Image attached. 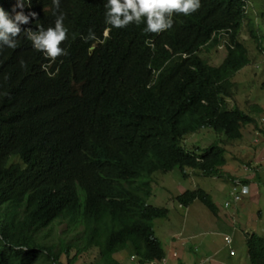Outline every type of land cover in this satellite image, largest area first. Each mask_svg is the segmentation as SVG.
I'll use <instances>...</instances> for the list:
<instances>
[{"label":"trees","instance_id":"trees-1","mask_svg":"<svg viewBox=\"0 0 264 264\" xmlns=\"http://www.w3.org/2000/svg\"><path fill=\"white\" fill-rule=\"evenodd\" d=\"M152 1L157 16L134 19ZM248 1L113 0L104 9L105 0H48L49 18L33 27L45 28L40 46L26 35L1 44L0 264H61L73 252L75 264L92 250L94 264H121L115 256L127 250L138 264L166 258L155 222L170 211L149 204L154 176L224 177L228 143L248 126L264 138L262 108L230 104L233 80L251 64L240 41ZM52 19L61 32L46 28ZM223 39L226 57L214 66L203 53ZM203 129L224 139L186 151ZM176 201L219 213L202 188ZM245 239L250 263L264 264V237Z\"/></svg>","mask_w":264,"mask_h":264},{"label":"rangeland","instance_id":"rangeland-1","mask_svg":"<svg viewBox=\"0 0 264 264\" xmlns=\"http://www.w3.org/2000/svg\"><path fill=\"white\" fill-rule=\"evenodd\" d=\"M225 41L223 40L218 47L211 51L203 53V57L214 66L220 65L226 57ZM240 41L246 45L250 52L251 64L243 68L233 80L237 83L238 90L234 102L230 104H236L246 112H249L254 104L259 105L263 113L256 117L261 127H264V89H262L264 83V0L248 1L247 19L241 32ZM243 134L242 140L228 143L226 147L228 164L224 168V177L207 178L193 170L186 171L187 177H184L179 170L155 175L154 194L150 198L149 204L166 207L171 211L168 220H161L155 225L156 236L163 243L167 253L164 264H170L173 259H176L178 264H180L179 262L187 264V256L197 252V247L189 246H205L206 240L217 244V250L222 249L221 241L224 231L217 229L214 224V217L218 216L213 215L199 201L195 203L205 211L201 212L198 208H194L190 216L187 208L178 205L179 203L174 197L187 190H196L200 187L212 195L216 206L218 204L223 213L227 214L225 220L228 222V227L224 232V235L227 234L225 236L243 240L247 233H256L264 237V138L254 126L246 127ZM223 139L224 136L217 135L209 129H203L188 136L183 146L186 151H193L195 147L207 148L212 143ZM257 151H262L263 154L258 159L259 163L255 162ZM248 176L252 179H249ZM234 180L235 182H233ZM241 181L247 182L249 194L240 203L225 208V203L231 198L233 186L241 184ZM243 201L244 204L240 206ZM235 207L239 209V212L238 215L232 217ZM259 212L262 213V216L259 215ZM192 216L197 218H192ZM188 219L190 221L187 227ZM171 239H177L181 245L174 249V246H169ZM243 252L246 253L245 248H243ZM74 255L73 252L68 258L64 256L61 264H67L68 259L73 258ZM115 258L121 264H138L136 255L131 254L130 251L121 252ZM97 260L98 252L92 250L82 255L75 264H94ZM188 260H190L189 257ZM196 260L201 261L199 254Z\"/></svg>","mask_w":264,"mask_h":264},{"label":"clouds","instance_id":"clouds-1","mask_svg":"<svg viewBox=\"0 0 264 264\" xmlns=\"http://www.w3.org/2000/svg\"><path fill=\"white\" fill-rule=\"evenodd\" d=\"M47 1L48 0H0V49L2 48L1 44H12L15 40L22 38L24 35L28 36L32 45L34 44L37 46L41 45L42 35L40 31L45 28H39L37 30H33L34 29L33 27L37 26L41 22L43 23V20L46 21L47 18H49L45 15V10L42 9L44 8ZM112 2L113 0H105L102 8L104 9L107 8ZM38 9L40 11L35 15H33V12H35ZM156 16H157L156 1H152L151 5H149L147 9H144L139 14H137L134 19H140L142 17H148L150 19H154ZM115 19L119 21L121 20L128 21L126 18H115ZM52 22L55 23L46 28H50L53 25H57L59 28V32H61L63 29L62 19H52L50 23ZM112 30L113 29L111 26V20L105 21L103 35H102V41L104 43H106L111 38ZM223 40H227V39H223ZM225 43L226 41L224 42V45ZM212 49H210L209 51H211ZM241 184L248 186L243 181H241ZM229 255H230V249H229ZM235 255H236V251H235ZM165 260L166 258L163 261ZM163 261L156 264H162Z\"/></svg>","mask_w":264,"mask_h":264},{"label":"crops","instance_id":"crops-1","mask_svg":"<svg viewBox=\"0 0 264 264\" xmlns=\"http://www.w3.org/2000/svg\"><path fill=\"white\" fill-rule=\"evenodd\" d=\"M227 154H228V152H227ZM262 156H263L262 151H259V152L257 151L256 156H255V162L257 161L259 163L258 159H260ZM248 178L252 179L250 176H248ZM176 197H174V198H176ZM244 201L240 204V206L242 204H244ZM217 206H218V204H217ZM237 207H235V209L233 208L234 214L232 217H235L236 215H238L239 209ZM194 208H198L199 210H201V212L205 211L204 208H202L201 206H198L195 203L191 207L187 208V212H188L189 216L192 214V211ZM170 215H171V211H170ZM201 215H203V214H201ZM259 215L262 216V213L259 212ZM226 216H227V214L223 213L222 209L219 207L218 217H214L215 220L213 219L216 228L221 230V231H224V232L226 231V228L228 227V222L225 220ZM192 218H197V217L192 216ZM159 221H161V220H159ZM159 221H156L155 225ZM189 221H190V219L187 220V227H188ZM224 232L222 234L223 239L221 241V246H222L221 250H217V244H215L211 241H208V240H206V245H211V246H206V245L205 246H201V245L200 246H189V247H193V248L197 247V252L195 254L187 256V264H227V263H231V262H233L234 264H251L249 256H248V251L246 248L245 237L243 238V240L242 239L236 240L235 237H232L234 240L233 249L236 251V255L231 257L229 255V246L226 245V237H228V236H225L227 234L224 235ZM180 245L181 244H179L177 239H174V240L171 239L170 244H169V246H174V249ZM243 248L246 249V253L243 252ZM127 251H130V250H127ZM130 253L134 254L132 251H130ZM198 254H199V259H201V261L196 260ZM242 254H243V256H242ZM188 257L190 258V260H188ZM163 262H166V260ZM179 263L181 264L182 262H179ZM170 264H178V262L176 263V259H173Z\"/></svg>","mask_w":264,"mask_h":264},{"label":"built area","instance_id":"built-area-1","mask_svg":"<svg viewBox=\"0 0 264 264\" xmlns=\"http://www.w3.org/2000/svg\"><path fill=\"white\" fill-rule=\"evenodd\" d=\"M249 187L243 184H235L233 191H232V198L233 202H228L226 207H230L232 203H240L246 195L249 194ZM226 241L229 245H231L232 240L230 238H226ZM230 255L235 256V250H233L232 246H229ZM230 264V263H228Z\"/></svg>","mask_w":264,"mask_h":264},{"label":"bare ground","instance_id":"bare-ground-1","mask_svg":"<svg viewBox=\"0 0 264 264\" xmlns=\"http://www.w3.org/2000/svg\"><path fill=\"white\" fill-rule=\"evenodd\" d=\"M154 177H155V176H154ZM233 182H235V180H234ZM234 186H235V185H234ZM234 186H233V188H234ZM232 191H233V190H232ZM228 202H233L232 192H231V198H230V200L227 201V202L225 203V208H230V207H232L234 204H237V203H232L230 207H226V204H227ZM226 238H230V239L232 240L231 245H229V244L227 243V241H226V245H227V246H234V240H233V238H232V237H229V236L226 237Z\"/></svg>","mask_w":264,"mask_h":264}]
</instances>
